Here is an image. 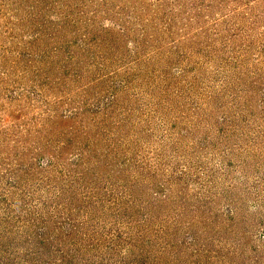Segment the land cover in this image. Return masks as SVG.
I'll use <instances>...</instances> for the list:
<instances>
[{"label":"rangeland","instance_id":"374dc122","mask_svg":"<svg viewBox=\"0 0 264 264\" xmlns=\"http://www.w3.org/2000/svg\"><path fill=\"white\" fill-rule=\"evenodd\" d=\"M0 264H264V0H0Z\"/></svg>","mask_w":264,"mask_h":264},{"label":"trees","instance_id":"16d2710c","mask_svg":"<svg viewBox=\"0 0 264 264\" xmlns=\"http://www.w3.org/2000/svg\"><path fill=\"white\" fill-rule=\"evenodd\" d=\"M84 150V149H83ZM82 150V154L84 155V161H85V163L83 164V165H87V162H88V158L91 156V154H90V152H88V153H84V151ZM87 160V161H86ZM69 164H70V162H68ZM3 231L5 232V233H8V234H11L10 233V230L9 231H6V229H3Z\"/></svg>","mask_w":264,"mask_h":264}]
</instances>
